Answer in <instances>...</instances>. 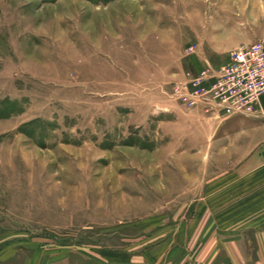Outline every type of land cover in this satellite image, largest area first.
I'll return each instance as SVG.
<instances>
[{
  "label": "rangeland",
  "instance_id": "374dc122",
  "mask_svg": "<svg viewBox=\"0 0 264 264\" xmlns=\"http://www.w3.org/2000/svg\"><path fill=\"white\" fill-rule=\"evenodd\" d=\"M245 40H264V0H0V264L175 230L180 264L195 230L222 238L217 264H263L264 126L250 160H212L204 140L236 133L213 123L254 117L184 101L195 60L217 70Z\"/></svg>",
  "mask_w": 264,
  "mask_h": 264
},
{
  "label": "crops",
  "instance_id": "0c3cea01",
  "mask_svg": "<svg viewBox=\"0 0 264 264\" xmlns=\"http://www.w3.org/2000/svg\"><path fill=\"white\" fill-rule=\"evenodd\" d=\"M251 40H245L238 43L239 46L241 43H248ZM236 46V47H237ZM195 65L197 70L204 69L205 64L200 62L198 59L195 60ZM222 66V65H220ZM216 66V67H220ZM262 104L264 108V97L262 98ZM232 119L218 122V124L213 123L212 127H218L221 130H224L225 127L234 126L236 127V133L233 137H227L230 132L228 130L223 131L221 136L219 137V142L216 141L215 137H210L207 142L204 140V144H208L212 147V152L210 155H213L211 158L215 160L216 157H225L221 160H225L226 162H234L241 161L243 155L245 154L244 161L250 160L247 155L250 154L256 145H259V139L255 135L257 129L264 126V120L260 118H251L245 116H232ZM217 125V126H216ZM245 128L251 134V137H247L243 135L242 131L239 129ZM246 134H248L246 132ZM216 141V142H215ZM215 143L219 144L220 153L219 156L214 155L213 147ZM207 148V147H206ZM211 149V148H210ZM232 150H235V153H229ZM249 150V151H248ZM213 171H206L205 177H211L213 175ZM238 172V171H237ZM240 175V173H239ZM191 222H188L187 225L190 226ZM185 233L179 232V230L173 231L170 236V240L166 243L159 245V248L155 246L154 248H145L140 253H132L127 250H92L91 252H81L77 254L80 259L77 264H164L167 258V263L171 264H180V259H178V253L180 252V248L178 250L179 241L181 237H183ZM217 234V233H216ZM214 234L213 236L204 237L202 233L189 232L187 234V238L191 240H207V242L203 245L202 249L199 251V256L196 260H190L189 253L184 257V261L182 264H217L218 258L222 256H226V249L223 245L221 246L220 236ZM186 235V234H185ZM257 239V251L259 253V257L261 258V262L264 264V233H258L255 235ZM243 241V240H242ZM175 242V244H174ZM241 245V244H240ZM166 246V247H165ZM242 246V245H241ZM180 247V246H179ZM241 249V248H240ZM188 250V249H187ZM242 250V249H241ZM57 252H48L42 249H34L24 259L23 264H72L70 258V253L66 254H54ZM171 256L169 261V255ZM245 254V253H244ZM176 255V256H175ZM245 256V255H244ZM159 257V258H158ZM166 257V258H165ZM175 257V258H174Z\"/></svg>",
  "mask_w": 264,
  "mask_h": 264
},
{
  "label": "built area",
  "instance_id": "2783aa9c",
  "mask_svg": "<svg viewBox=\"0 0 264 264\" xmlns=\"http://www.w3.org/2000/svg\"><path fill=\"white\" fill-rule=\"evenodd\" d=\"M191 83L185 102L264 120V40L241 43L224 65L204 68Z\"/></svg>",
  "mask_w": 264,
  "mask_h": 264
}]
</instances>
